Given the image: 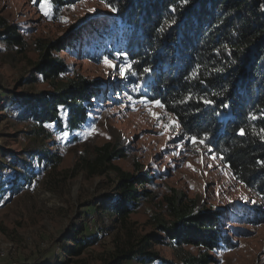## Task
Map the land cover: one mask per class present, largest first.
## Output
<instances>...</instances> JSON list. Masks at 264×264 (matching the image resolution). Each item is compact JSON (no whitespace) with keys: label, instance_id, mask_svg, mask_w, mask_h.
I'll list each match as a JSON object with an SVG mask.
<instances>
[{"label":"rangeland","instance_id":"rangeland-1","mask_svg":"<svg viewBox=\"0 0 264 264\" xmlns=\"http://www.w3.org/2000/svg\"><path fill=\"white\" fill-rule=\"evenodd\" d=\"M40 3L0 0V17L17 24L25 40L23 46L9 47L0 39V264H104L117 250L137 246L142 236L159 232L157 220H173L168 201L172 198H182L194 213L223 210L235 246L211 251L218 264H264V224L244 222L235 212L238 205L261 206V200L236 179L214 149L184 135L164 107L116 88L125 80L120 63L104 55L95 60L87 57L89 43L84 37L94 23L75 32L80 35L76 49L52 54L67 64L65 79L83 75L99 80L104 92L93 99L88 121L80 130L63 131L49 123L40 135L34 133L38 123L22 117L17 101L57 90L33 72L42 46L89 18L111 14L99 0H83L60 10L48 1L45 7L50 15H45ZM69 36L73 40V32ZM106 143L126 148L127 156L112 161L113 166L131 174L148 170L155 182L147 187L150 198L124 221L99 209V197L117 190V171L109 167L91 174L83 166L85 159L95 162L96 148ZM39 152L53 153L61 161L41 162ZM72 235L82 241L97 239L80 254H71L65 248L76 244L68 239ZM151 250L181 264L183 252L168 239L153 243ZM184 250L198 254L201 249L186 245Z\"/></svg>","mask_w":264,"mask_h":264},{"label":"trees","instance_id":"trees-1","mask_svg":"<svg viewBox=\"0 0 264 264\" xmlns=\"http://www.w3.org/2000/svg\"><path fill=\"white\" fill-rule=\"evenodd\" d=\"M48 1L60 10L83 0ZM99 1L111 5L110 15L89 18L42 46L41 59L33 72L57 90L20 98L17 103L22 117L38 123L34 129L37 135L49 123L73 132L88 121L93 99H100L104 92L102 82L83 75L65 79L69 68L52 51L76 49L80 35L75 32L94 23L84 37L89 43L87 57L95 60L104 55L117 60L127 70L123 71L124 82L116 88L152 102L160 101L184 135L204 140V145L214 149L236 179L261 200V206L238 205L235 212L244 222L264 224V0ZM72 32L73 40L69 36ZM0 39L9 47L25 44L20 27L3 17ZM241 128L245 130L243 135ZM96 152L95 162L85 159L83 164L89 173H104L109 167L118 173L116 192L102 194L99 209L124 221L152 195L147 187L155 183L153 174L148 170L131 174L113 166L112 161L127 156L125 147L106 143ZM37 156L41 162L61 161L50 152H39ZM168 201L173 220H157L159 232L142 236L137 246L117 250L104 264H123L133 259L138 264H174L151 250L153 243L165 239L183 252L181 264H218L211 251L235 246L225 228L223 210L194 213L182 204V198ZM76 235L69 236L76 244L67 246L66 252L80 254L97 239L94 236L82 241ZM186 245L201 250L198 254L186 253Z\"/></svg>","mask_w":264,"mask_h":264},{"label":"snow or ice","instance_id":"snow-or-ice-1","mask_svg":"<svg viewBox=\"0 0 264 264\" xmlns=\"http://www.w3.org/2000/svg\"><path fill=\"white\" fill-rule=\"evenodd\" d=\"M33 3H36V0H33ZM47 3H48V0H41V3H40L39 6H40L41 10H43L45 12V15H50V11L46 10V7H45ZM108 6L111 7V5H108ZM72 7L74 8L75 6L72 5ZM112 10L116 11L115 8H113ZM61 19L64 20V22H68L67 19L64 18V17H61ZM0 47H2V45H0ZM105 63L108 64L110 67H115V65L112 63V61L108 60L107 58H105ZM127 67H130V65L127 66ZM126 70H127V68L122 69V71H126ZM145 71H148V69H145ZM153 103H155L157 106L164 107V105L161 104V102L158 101V100L154 101ZM205 103H211V101L205 100ZM152 115L157 116V118H159L157 113L153 112ZM256 118L257 117L253 116V119H256ZM93 131H95V129H93ZM240 133L242 135L245 134V130L243 128H241L240 129ZM261 133H264V129H261ZM89 134H91V133H89ZM262 138H264V137H262ZM205 139H206V137H205ZM193 141L195 142V138H193ZM199 142L200 143H204V140H200ZM188 166L191 167L192 165L189 164Z\"/></svg>","mask_w":264,"mask_h":264}]
</instances>
